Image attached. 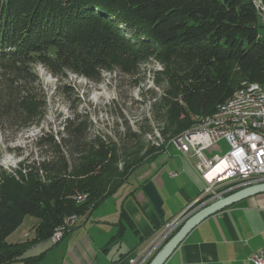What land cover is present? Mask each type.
<instances>
[{"label":"trees","instance_id":"16d2710c","mask_svg":"<svg viewBox=\"0 0 264 264\" xmlns=\"http://www.w3.org/2000/svg\"><path fill=\"white\" fill-rule=\"evenodd\" d=\"M259 18L252 0H0V131L42 117L36 65L54 77L71 72L93 82L103 71L135 73L149 59L162 66L154 81L162 91L152 98L160 145L136 133L121 146L90 139V122L74 114L58 143L40 138L52 148L50 159L0 170V264L40 258H22L28 243L6 240L24 217L38 221L31 243L50 239L244 84L264 87ZM121 217L130 223L124 211Z\"/></svg>","mask_w":264,"mask_h":264},{"label":"crops","instance_id":"0c3cea01","mask_svg":"<svg viewBox=\"0 0 264 264\" xmlns=\"http://www.w3.org/2000/svg\"><path fill=\"white\" fill-rule=\"evenodd\" d=\"M162 154L168 156L163 165L168 174L164 177L149 178L144 174L135 184L127 180V189L122 185L91 213L76 217L74 225L58 242L50 239L32 242L21 257H40L30 264H128V259L147 247L162 225L185 210L204 187L201 178L196 180L185 170V157L178 150L168 146ZM149 181L162 199L161 218L142 191ZM263 207L264 193L208 216L184 237L163 264H252L251 257L264 251ZM122 211L130 223L122 219ZM29 222H32V235L26 238V231H23L9 241L18 227L8 236L7 242L19 244L32 240L38 221ZM8 264L23 263L16 259Z\"/></svg>","mask_w":264,"mask_h":264},{"label":"rangeland","instance_id":"374dc122","mask_svg":"<svg viewBox=\"0 0 264 264\" xmlns=\"http://www.w3.org/2000/svg\"><path fill=\"white\" fill-rule=\"evenodd\" d=\"M258 24L262 26L260 18ZM261 26L259 34L264 37V28ZM161 68L158 62L149 59L135 73L126 74L119 69L111 72L103 71L100 73V80L93 82L71 72H64L61 77H54L42 66H34V73L38 79V84L34 87L43 101V114L33 125L3 126V130L0 131V170L11 174L17 170L19 164L35 166L43 159H50L53 156L52 148L44 144V141L39 142L40 138L51 137L58 143L64 121L72 118L74 114L81 115L90 122V139L108 138L121 146L128 145V141L131 140L128 137L136 133L140 134L145 144L160 145L162 140L159 136L158 124L153 119L155 110L153 112L152 98L162 91V87L154 82L155 74ZM228 150V145L223 140L204 154L206 157L214 155L223 157ZM183 159L185 170L192 173L196 180H200L192 167L194 161ZM167 160L168 156L159 154L154 160L142 164L129 176L128 183L140 182L139 177L144 174L149 178L164 177L168 174L166 169L163 170ZM127 185L129 184L124 185V189H127ZM201 208L203 207L198 210ZM34 219L30 216L24 217L17 229L18 232L16 231L17 234L15 232L9 241L23 231H26L24 234L26 238L29 234L32 235V222L29 221ZM30 241H26L27 246Z\"/></svg>","mask_w":264,"mask_h":264},{"label":"built area","instance_id":"2783aa9c","mask_svg":"<svg viewBox=\"0 0 264 264\" xmlns=\"http://www.w3.org/2000/svg\"><path fill=\"white\" fill-rule=\"evenodd\" d=\"M228 104L238 105V112H228L234 114V121L215 119L214 123H206V126H212L211 134L187 135L172 144L188 161H194L192 167L204 187L185 210L162 225L147 247L128 259V264H149L183 221L200 207L245 187L264 184V101L246 100V96L237 94V101ZM241 121H251V130L241 129ZM221 140L227 143L228 152L223 157L207 158L205 150ZM220 164L223 168L212 175ZM262 213L264 216V207ZM74 223L64 224L63 232L53 235L50 240L58 242ZM250 261L264 264V251L253 255Z\"/></svg>","mask_w":264,"mask_h":264},{"label":"water","instance_id":"95a60500","mask_svg":"<svg viewBox=\"0 0 264 264\" xmlns=\"http://www.w3.org/2000/svg\"><path fill=\"white\" fill-rule=\"evenodd\" d=\"M142 191L151 204L156 215L161 218L163 215L162 199L154 184L151 181L145 183L142 187ZM263 193L264 184H257L240 189L201 208L181 225V227L172 235V237L166 242V244L149 264H163L172 251L181 243L184 237L203 219L238 201Z\"/></svg>","mask_w":264,"mask_h":264},{"label":"bare ground","instance_id":"6f19581e","mask_svg":"<svg viewBox=\"0 0 264 264\" xmlns=\"http://www.w3.org/2000/svg\"><path fill=\"white\" fill-rule=\"evenodd\" d=\"M254 6L256 7L258 13L261 16V22L264 26V3L262 0H258V3H256L255 0H252ZM240 96H246V100H259L264 101V87L257 83H248L244 84L241 88L236 90L230 97H228L224 102H222L220 105L217 106L215 112L211 115L205 116L199 120V122L194 125L191 129L183 132L182 134L178 135L177 137L173 138L170 141V146L172 144L177 143L181 138L187 136V135H197V133H203V134H211L212 133V126H206V123H214L215 119H221L223 118V121H234V114H228V112H238V105H229V102H235L237 101V94ZM241 129L244 130H251V121H241ZM192 164V163H191ZM223 168L222 164H220L213 172L212 175ZM73 218H69L65 221V224L67 222H73ZM183 224V223H182ZM60 232H63V229L58 228L53 235H58ZM51 236V238H52ZM50 238V239H51Z\"/></svg>","mask_w":264,"mask_h":264}]
</instances>
